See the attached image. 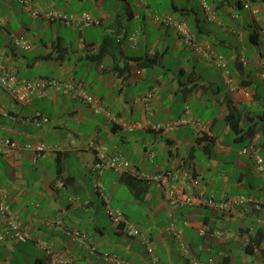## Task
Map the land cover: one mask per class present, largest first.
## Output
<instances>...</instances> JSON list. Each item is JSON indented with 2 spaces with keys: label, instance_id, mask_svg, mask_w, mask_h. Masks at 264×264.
Listing matches in <instances>:
<instances>
[{
  "label": "crops",
  "instance_id": "0c3cea01",
  "mask_svg": "<svg viewBox=\"0 0 264 264\" xmlns=\"http://www.w3.org/2000/svg\"><path fill=\"white\" fill-rule=\"evenodd\" d=\"M209 2L218 10L210 24L200 0H32L41 12H89L100 21L78 28L34 17L18 0H0V67L28 79L81 80L120 122L59 90L24 103L0 87V137L22 146L47 145L40 154L26 147L0 152V182L30 235L27 241L0 240V264H59L44 243L69 257L68 264H115L76 245L69 235L75 229L92 235L101 251L120 254L127 260L122 264H203L210 258L218 264H264V210L246 205L220 214L199 198L232 196L240 185L257 190L247 179L251 162L239 150L250 144L259 150L264 142L259 32L264 0ZM167 14H176L198 39L210 42L226 69L186 48L174 26L162 22ZM107 36L116 40V56L99 55ZM15 38L32 47H17ZM140 57L155 61L140 65ZM147 91L154 92L152 98L139 100ZM209 92L219 112L195 121L189 102L194 97L210 107ZM230 111L241 115L237 130L226 121ZM39 114L50 121L39 122ZM178 118L186 121L171 125ZM117 153L126 162L98 167ZM158 172H168L170 186H180L196 201L171 207L166 187L146 179ZM126 176L134 178V186ZM107 206L122 211L128 223L148 232V239L117 226ZM171 220L180 239L166 229Z\"/></svg>",
  "mask_w": 264,
  "mask_h": 264
},
{
  "label": "built area",
  "instance_id": "2783aa9c",
  "mask_svg": "<svg viewBox=\"0 0 264 264\" xmlns=\"http://www.w3.org/2000/svg\"><path fill=\"white\" fill-rule=\"evenodd\" d=\"M22 5L24 10L32 14L34 17H44L48 20L60 19L64 21L67 25L82 28L86 25L99 23V20L92 16L89 12H82L80 14H66L64 12H59L57 10L49 9L48 11L41 12L37 8H33L32 0H18ZM202 8L205 12V20L208 23H213L218 18V13L214 5H212L209 0H200ZM162 22L167 26H174L177 31L178 37L182 40L184 46L188 49H192L196 54L202 56L207 61H210L217 65L219 68L226 69V61L221 56L218 55L212 48L210 42L198 40L193 34L191 28L187 23L178 18V16L167 14L163 16ZM261 36L264 39V27L260 29ZM14 43L17 47L22 49H30L32 44L23 39L15 38ZM260 74L264 79V61L261 62ZM0 87L11 95L14 99L28 103L36 97H45L49 94L51 90H59L64 95L80 99L86 102L88 105L92 106L96 113L104 112L107 115V118L112 123H120L119 117L115 115L112 111L106 109L99 99L92 94L85 83L81 80H62L58 78H22L19 75L9 69H4L0 67ZM154 92L147 91L143 93L139 100L148 101L152 98ZM1 107V106H0ZM38 121L40 122H49L50 118L47 115L39 114ZM186 119L178 118L173 121L171 125L178 126L179 124L185 122ZM128 125V124H127ZM134 124L128 125V128H133ZM156 129L162 127L161 124H156L153 126ZM22 147H26L36 151L37 153H42L47 149L45 143H39L37 145L33 144H24L23 146L8 139L0 137V152L9 154L14 151H18ZM240 154L243 156L249 157L253 156L255 169L259 172L264 173V158L261 154L254 148V145L251 144L247 147H244L240 150ZM124 156L121 153L115 154L110 160L99 163L98 167L102 168L104 166L115 167L118 162L124 161ZM169 173H158L151 176V180L158 181L166 187V199L170 206L172 207H182L188 204H193L196 201V198L185 191L182 190L180 186L173 184L170 186L169 183ZM198 182L195 181V184ZM59 184H63V181H60ZM200 202L205 205H208L216 209L220 214H231L236 212L239 206H252L255 210L262 211L264 210V198L254 197V196H244V195H234L230 197H223L220 199L203 196L199 197ZM108 214L110 215L113 222L119 226L121 229L126 231L129 235L138 236L147 240L148 232L143 231L136 225L130 224L126 220L125 214L120 210H114L107 206ZM0 215L2 218V230L0 231V240L1 241H27L29 239V234L25 229L23 222L20 220L17 212L11 207L10 203L7 200V195L4 190L3 185L0 183ZM173 216V215H172ZM167 231L173 234L174 236L180 239V233L177 231L176 224L174 220H171L170 224L166 227ZM201 233L204 234L206 228L200 229ZM69 235L72 241L81 247H85L90 250L91 253L98 254L106 262H113L116 264H121L125 261L120 255L110 251H101L96 245L93 237L85 232L84 230H70ZM182 247V240H180ZM46 252L49 256L56 260L59 264H68L70 262L69 258L65 256H60L58 252L48 244L43 245ZM186 254H189V251L183 245ZM203 264H217L213 258H210L208 263Z\"/></svg>",
  "mask_w": 264,
  "mask_h": 264
},
{
  "label": "rangeland",
  "instance_id": "374dc122",
  "mask_svg": "<svg viewBox=\"0 0 264 264\" xmlns=\"http://www.w3.org/2000/svg\"><path fill=\"white\" fill-rule=\"evenodd\" d=\"M177 1H178L179 4L183 3V0H177ZM47 69L49 70V68L46 67L45 71H48ZM46 75H53V76H56V77H66L67 78V77H70L71 74H67L68 76H59V75H63V74H46ZM164 77H165V74H164ZM219 80H220V84L223 85V81L220 78H219ZM148 86H149V84H142L141 87H148ZM209 95H211V102H210L211 106L210 107H205V108L202 107L203 104L201 103L202 104L201 105L199 103L200 101L198 99L194 98V97H192V99L190 100L189 105H190V108L192 109V115L194 116L195 121H199V122L208 121L209 118L214 117V116H216L218 114V112H219L218 111V107H216V105L214 104L213 99H212V98H214L215 94H212V93L209 92L207 94V97ZM180 97L182 98V94L180 95ZM174 103H176V101H174ZM173 107H174V105H173ZM174 109H175V107H174ZM174 109L172 111H175ZM243 144L246 145L247 143L243 142ZM240 150H242V148ZM127 152L131 156V159H135L134 158L135 156L133 155V150H127ZM184 153H186V152H184ZM243 157H245V156H243ZM237 159L240 160V161L242 160V159H239V157H237ZM138 162L141 164L142 160L140 161V159H139ZM250 162H251V165H252L253 169H251L250 171H249V169L246 170V172H249L248 174H250L249 178H247V179H248L249 182L254 183L256 188L260 187V188H263L262 190H264V173L257 171L255 169V166H254L253 162L251 160H250ZM227 167H230L228 169H231L234 166L233 165H230V166L226 165V168ZM251 192L255 193L253 195H257L259 197H262L264 191L261 192V191H258V190H253V189H251L249 187V185L247 186V188H243L240 185L239 187H236L231 192V195H239L241 193L248 194V193H251Z\"/></svg>",
  "mask_w": 264,
  "mask_h": 264
},
{
  "label": "trees",
  "instance_id": "16d2710c",
  "mask_svg": "<svg viewBox=\"0 0 264 264\" xmlns=\"http://www.w3.org/2000/svg\"><path fill=\"white\" fill-rule=\"evenodd\" d=\"M216 10H217V6L214 5ZM217 13H218V10H217ZM193 34L195 35L194 31L192 30ZM195 37L197 38V36L195 35ZM198 39V38H197ZM263 39V38H262ZM199 40V39H198ZM116 40L112 37V36H107L104 38L103 40V43H102V47H101V51H100V54L99 55H104L105 53H111V54H114L115 53V56H116V49H117V43L115 42ZM155 61V58L154 57H140L138 59V63L140 65H144V66H148L150 64H152L153 62ZM116 67L119 68V69H123L122 67H120L119 64H116ZM124 70H122L121 72H123ZM240 116L241 115H236L235 116V113L233 111H230V113L226 116V121L227 123L229 124L230 126V129H234V130H237L238 128V125H239V120H240ZM240 138V137H239ZM238 138V139H239ZM251 145V144H250ZM254 145V148L261 154V156L264 158V142H263V146L262 148L259 150L256 148V145ZM249 146V145H247ZM247 146H244V147H247ZM243 147V148H244ZM242 148V149H243ZM239 153H240V150H239ZM241 155V154H240ZM243 156V155H242ZM248 160H251L254 164V159H253V156H245ZM125 180L131 185V186H134L135 184V181H134V178L133 177H130V176H126L124 177ZM1 183V182H0ZM2 184V183H1ZM263 188H257L258 191H261L263 192L264 190H262ZM239 195H244V196H254V197H259V196H255L253 195V193H248V194H239ZM234 196V195H232ZM195 197V196H194ZM227 197H230V196H227ZM262 198H264V192H263V196ZM258 211V210H256ZM229 214V213H228ZM232 214V213H231Z\"/></svg>",
  "mask_w": 264,
  "mask_h": 264
},
{
  "label": "clouds",
  "instance_id": "9594fccd",
  "mask_svg": "<svg viewBox=\"0 0 264 264\" xmlns=\"http://www.w3.org/2000/svg\"><path fill=\"white\" fill-rule=\"evenodd\" d=\"M53 20V19H52ZM100 22V21H99ZM210 24V23H209ZM41 78H55V77H41ZM59 79V78H58ZM62 80H67V79H62ZM70 80H72V79H70ZM44 115V114H43ZM4 138V137H3ZM158 173H168V172H158ZM158 173H155V174H158ZM154 174V175H155ZM169 176H170V174H169ZM151 178V176H149V177H146V179L148 180V181H154V180H151L150 179ZM64 181H63V184L62 185H64ZM8 200V199H7ZM167 200V199H166ZM9 202V201H8ZM168 202V201H167ZM169 204V203H168ZM11 205V204H10ZM186 206V205H185ZM12 207V206H11ZM172 207V206H171ZM13 208V207H12ZM180 208V207H179ZM14 209V208H13ZM15 210V209H14ZM16 211V210H15ZM17 212V211H16ZM18 214V213H17ZM19 216V215H18ZM20 218V217H19ZM21 220V219H20ZM22 221V220H21ZM24 224V223H23ZM24 226H25V224H24ZM26 229V228H25ZM28 232V231H27ZM30 236V235H29ZM92 236V235H91ZM132 236V235H131ZM29 239H30V237H29ZM28 239V240H29ZM14 242H19V241H14ZM45 244V243H44ZM43 244V245H44ZM44 247V246H43ZM52 247V246H51ZM45 249V248H44ZM59 254V253H58ZM60 255V254H59ZM118 255H120V254H118ZM121 256V255H120ZM101 257V256H100ZM122 257V256H121ZM66 258H69V257H66ZM123 258V257H122ZM70 259V258H69ZM103 259V258H102ZM125 259V258H124ZM214 259V258H213ZM215 260V259H214ZM70 261H71V259H70ZM105 261V260H104ZM125 261H127L126 259H125ZM209 261V260H208ZM70 263V262H69ZM217 263V262H216ZM116 264V263H115ZM122 264V263H121ZM218 264V263H217Z\"/></svg>",
  "mask_w": 264,
  "mask_h": 264
}]
</instances>
